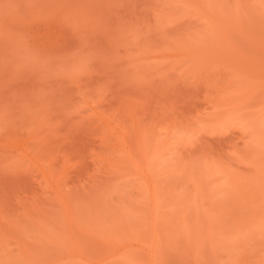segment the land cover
Segmentation results:
<instances>
[{
	"label": "rangeland",
	"instance_id": "374dc122",
	"mask_svg": "<svg viewBox=\"0 0 264 264\" xmlns=\"http://www.w3.org/2000/svg\"><path fill=\"white\" fill-rule=\"evenodd\" d=\"M0 264H264V0H0Z\"/></svg>",
	"mask_w": 264,
	"mask_h": 264
}]
</instances>
